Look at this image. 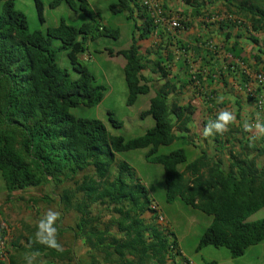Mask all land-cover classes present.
<instances>
[{
	"label": "trees",
	"instance_id": "16d2710c",
	"mask_svg": "<svg viewBox=\"0 0 264 264\" xmlns=\"http://www.w3.org/2000/svg\"><path fill=\"white\" fill-rule=\"evenodd\" d=\"M62 1L73 10L89 14L87 0H54L51 6ZM186 1L191 4L197 0ZM134 2L141 14L136 20L133 9H129L127 18L134 20L136 30L132 45L108 51L111 57L125 58L130 105L153 87L143 73L151 68V52L143 55L137 41L163 28L142 2ZM121 3L124 9L130 4L124 0ZM0 4V172L9 196L26 188L48 184L59 187L73 181L76 188L64 189L60 202L66 210L80 215L75 235L92 251V264H167L172 253L180 254L178 242L157 224L158 210L152 208L150 193L136 172L127 162H116L120 153L148 149L146 158L164 168L167 202L180 199L213 217L198 250L223 246L237 258L264 241V219L247 221L264 208V165L259 167L257 158L249 156V144L240 145L241 152L231 151L228 170L223 160L215 161L205 151L192 161H188L183 148L160 155L162 146L182 141L175 128L188 130L186 125L191 121L184 108L168 104L172 91L169 82L150 99L149 109L143 114L151 115L155 123L141 137L126 141L123 136L111 135L99 119L76 118L71 113L73 108L96 106L105 96V88L96 84L95 76L79 58L87 49L88 35L92 40L102 35L119 38V28L97 22L77 27L62 20L45 33L31 31L26 15L16 9L15 0H0ZM36 4L44 22V3L36 0ZM250 10L253 22L262 21L264 27V8L253 6ZM54 39L61 41V50L68 51L78 78L72 79L69 71L58 65ZM158 53L153 73L160 66ZM112 121L115 126L122 125L114 118ZM90 169L94 173L85 174ZM81 174L80 183L77 178ZM98 203L113 206L119 214L111 219L119 234H111L109 226L100 228V216L92 213V206ZM153 213L149 221L146 215ZM22 249L26 254L39 252L40 257L51 261L72 258L70 249L47 248L35 243L34 235ZM98 253L104 256L98 257ZM11 264H18L13 256Z\"/></svg>",
	"mask_w": 264,
	"mask_h": 264
},
{
	"label": "rangeland",
	"instance_id": "374dc122",
	"mask_svg": "<svg viewBox=\"0 0 264 264\" xmlns=\"http://www.w3.org/2000/svg\"><path fill=\"white\" fill-rule=\"evenodd\" d=\"M41 1L44 3V22L40 19L36 0H15L16 9L26 15L31 31L41 30L45 33L59 26L62 20L77 27L85 22H90L92 25H96L97 22L104 26L106 21L109 27L120 28L119 38L102 35L92 40L88 35L87 49L79 58L95 76L96 84L105 88V96L98 105L93 107L78 105L71 110V113L76 118L101 120L111 135L123 136L126 141L145 135L148 129L154 126L155 121L151 115L143 113L149 109L150 99L155 96L159 88V80L153 79L151 82L153 87L148 94H140L133 104L128 103L129 92L124 72L125 58L111 57L108 54V51L128 49L132 45L133 34L136 31L134 20L127 18L124 10L120 9V0H87L89 14L85 11L73 10L66 1H62L56 7L51 6L54 0ZM139 4H141L140 0ZM1 11L2 4H0V13ZM61 45L59 39L53 40L58 65L68 70L72 79L78 78L79 73L71 63L68 51L61 50ZM141 52L143 53V50ZM143 73L149 75L150 70L146 69ZM112 118L121 122L122 125L115 126ZM192 140L196 142L195 139ZM180 148L186 151L188 161L195 160L203 152L198 146L195 148L188 141H178L162 146L159 154L167 155ZM147 152L148 149L126 151L117 155L116 162L117 164L127 162L148 189L153 200L152 208L155 207L159 214L156 222L165 229L166 233L176 239L183 260L191 264H264V241L249 247L244 255L237 258L232 257L231 251L223 246L209 245L198 250L201 236L212 223L213 217L185 204L180 199L173 203L167 202L164 168L161 164L149 161L146 158ZM229 165L230 160L225 157L224 169L228 170ZM115 169L117 170V165ZM92 173L94 172L90 169L85 174ZM83 175L77 178L80 183ZM4 184L0 172V264H11V256L16 258L18 264H26V252L22 248L27 246V239L35 236L37 223L48 209L61 213L60 220L57 222L58 241L63 249L71 250L72 258L51 261L38 256L36 264H92V251L83 239L75 235L80 215L75 211L66 210L60 202V195L64 189L76 188L75 182H66L59 187L48 184L26 188L15 191L11 196L4 189ZM92 213L100 216V228L109 226L111 234H119L117 225L111 223L113 217L119 216L113 206L98 203L92 206ZM153 215L154 213L146 217L150 221ZM261 219H264V208L251 215L247 221ZM15 243H18L17 248ZM103 256L98 253V257Z\"/></svg>",
	"mask_w": 264,
	"mask_h": 264
},
{
	"label": "crops",
	"instance_id": "0c3cea01",
	"mask_svg": "<svg viewBox=\"0 0 264 264\" xmlns=\"http://www.w3.org/2000/svg\"><path fill=\"white\" fill-rule=\"evenodd\" d=\"M124 1L130 3L124 9L120 0L125 16L129 17V9H133L132 15L138 19L141 13L135 0ZM157 1L165 14L170 11L179 15L182 28L164 26L149 38L138 40L137 46L147 56L151 52L148 57L152 69L159 52L160 66L154 73L149 68L150 74L144 75L151 82L159 80V87L171 83L168 104L184 108L191 117L188 130L175 133L182 141H192L195 148L198 146L215 161H224L225 157L231 160L232 150L241 152L240 145L249 144L247 153L256 157L262 167L264 136L253 138V133L244 130V124L255 123L258 118L264 121V114L248 92L256 85L255 74L264 73L263 22H253L250 10L253 6L264 8V0H197L191 4L186 0ZM104 24L109 27L106 21ZM220 95L224 103L217 104ZM222 109L234 111L237 122L223 136L204 137V126ZM177 250L180 254L172 253L167 264H189L181 257L179 246Z\"/></svg>",
	"mask_w": 264,
	"mask_h": 264
},
{
	"label": "clouds",
	"instance_id": "9594fccd",
	"mask_svg": "<svg viewBox=\"0 0 264 264\" xmlns=\"http://www.w3.org/2000/svg\"><path fill=\"white\" fill-rule=\"evenodd\" d=\"M216 103H224L223 95L216 98ZM236 122L237 116L234 111L222 109L216 113L215 119L208 120L207 124L203 128L202 134L204 137H211L214 135L223 136L230 130V126L234 125ZM244 130L246 132L253 133V138L264 136V121H261L258 118L255 123H245ZM60 217L61 213L53 209H48L44 213L36 226L37 230L35 231V243L56 251H63V246L58 241L57 222L60 220ZM38 256L39 252L25 254L26 264H36V258Z\"/></svg>",
	"mask_w": 264,
	"mask_h": 264
},
{
	"label": "built area",
	"instance_id": "2783aa9c",
	"mask_svg": "<svg viewBox=\"0 0 264 264\" xmlns=\"http://www.w3.org/2000/svg\"><path fill=\"white\" fill-rule=\"evenodd\" d=\"M142 4L147 7L157 25L161 27L167 26L171 29L182 28L179 15L170 11L165 14L157 0H142ZM254 79L256 85L250 87L248 92L250 93V96L254 98L257 108L264 113V73L259 72L255 74ZM189 264H191V262Z\"/></svg>",
	"mask_w": 264,
	"mask_h": 264
}]
</instances>
